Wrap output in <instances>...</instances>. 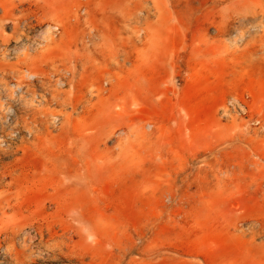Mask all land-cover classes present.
<instances>
[{"label":"rangeland","instance_id":"obj_1","mask_svg":"<svg viewBox=\"0 0 264 264\" xmlns=\"http://www.w3.org/2000/svg\"><path fill=\"white\" fill-rule=\"evenodd\" d=\"M13 1L0 264H264V0Z\"/></svg>","mask_w":264,"mask_h":264},{"label":"bare ground","instance_id":"obj_2","mask_svg":"<svg viewBox=\"0 0 264 264\" xmlns=\"http://www.w3.org/2000/svg\"><path fill=\"white\" fill-rule=\"evenodd\" d=\"M0 4L3 5L4 9H5V13H4V16L7 17L9 16V14L13 11V6H14V1L13 0H5V1H2L0 0ZM244 24V23H243ZM243 30V29H242ZM237 31V30H236ZM241 31V30H240ZM244 32V31H243ZM241 33V32H240ZM262 49V48H261ZM26 70V69H25ZM31 75H33V73H31ZM65 177V174L61 175V179L59 181V183H61V180L64 179ZM5 178V175L0 178V182Z\"/></svg>","mask_w":264,"mask_h":264},{"label":"built area","instance_id":"obj_3","mask_svg":"<svg viewBox=\"0 0 264 264\" xmlns=\"http://www.w3.org/2000/svg\"><path fill=\"white\" fill-rule=\"evenodd\" d=\"M56 28H57V26H56Z\"/></svg>","mask_w":264,"mask_h":264}]
</instances>
